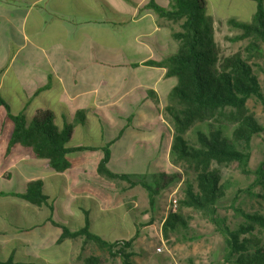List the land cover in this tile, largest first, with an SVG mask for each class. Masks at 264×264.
<instances>
[{"label":"crops","instance_id":"crops-1","mask_svg":"<svg viewBox=\"0 0 264 264\" xmlns=\"http://www.w3.org/2000/svg\"><path fill=\"white\" fill-rule=\"evenodd\" d=\"M9 1L0 0V4L9 6ZM38 1L34 0L31 5L29 1L24 15L0 11V19L8 25L5 31L0 30V97L13 113H23L28 118L39 109L52 110L59 127L73 125V144L93 145L99 149L70 153L68 159L72 166L63 172L52 169L49 160L35 156L30 147L16 144L8 153L14 123L5 106L0 105V191L25 192L30 182L40 180L43 191L50 196L49 201L53 200L54 217L78 227L85 224L88 215L92 221L87 208L90 200L97 205L99 218L115 210L125 212L123 194L116 190L115 183L99 175L97 167L104 156L101 146L112 142L110 163L113 148L128 127L134 129L135 142L142 146L138 148L140 165L131 171L109 167L131 174L136 181L169 171L171 135L161 109L176 78L167 76L165 67L148 65L146 61L161 60L175 53L177 43L164 36L167 31L156 23L158 15L147 9L148 0L137 3L133 0H53L51 7L35 11ZM231 2L207 0L208 12L213 18H228L223 13ZM238 5L242 9L245 6L254 16L256 0H238ZM235 12L231 11L232 15ZM158 32L166 43L155 49L153 37ZM16 34L17 38L21 35L18 42L14 41ZM110 38L120 47L136 52L137 64L145 77L124 96H119L116 103L107 106L99 102V85L107 84L105 79L98 78L88 87H80L78 82L82 73L88 75L89 69L91 73L99 70V56H96L109 47ZM137 45L145 51L141 52ZM102 56L106 59L108 54ZM150 90L156 97L148 94ZM154 98L159 102L155 103ZM122 100L132 102L129 111L120 108ZM80 111L84 112L83 119L78 118ZM135 146L132 143L123 156L130 159ZM51 212L47 204L36 205L14 195L0 196L2 252L8 254L12 245L16 254L27 256L28 264L68 262L66 258L50 261L44 254L58 245L55 239L60 229L50 223ZM135 233L108 238L99 235L115 241L131 238Z\"/></svg>","mask_w":264,"mask_h":264},{"label":"trees","instance_id":"trees-1","mask_svg":"<svg viewBox=\"0 0 264 264\" xmlns=\"http://www.w3.org/2000/svg\"><path fill=\"white\" fill-rule=\"evenodd\" d=\"M256 1L257 9L252 21L228 19L232 27L243 30L238 40L253 38L247 46L246 57L242 52L228 56L219 55L214 18L208 12L207 0H167L165 3L162 0H148L146 4L147 9L154 11L160 18L180 24V29L172 33L177 43V51L161 60L149 59L146 64L165 67L166 75L176 78V84L169 95L170 103L165 106V113L172 117L174 129L170 158L175 164L187 163L194 172L192 176L184 171V199L181 205L199 209L204 213L225 239L226 259L236 264H264V242L253 235L257 227L264 230V215L247 212L235 206L234 202L232 208L244 222L234 227L228 223L218 212V203L226 189L221 182L220 171L212 168V164L238 163L243 174L254 177L253 182L242 191L264 199V192L253 191L256 185H261L264 189V163L254 171L249 167L252 139L264 131V126L247 108V101L252 97L264 105V91L258 71L250 61L253 56H264L260 45V42H264V0ZM148 94L156 97L153 90ZM0 105L5 106L14 123L8 153L16 144L30 147L35 156L48 159L52 169L63 172L71 167L68 159L70 153L99 149L93 145L73 144V125L68 123L62 128L59 127L54 112L50 109H39L32 118H28L23 113H13L10 105L1 97ZM83 114L80 111L78 118L83 119ZM198 122L203 123V126L197 127L196 142L192 143L187 133ZM111 144L112 142H108L101 146L104 156L98 164V173L108 179L126 181L132 187L141 185L147 191L150 206H154L157 189L160 187L157 177L154 180L157 186L155 188L146 178L136 181L129 173L112 170L108 165ZM181 176L177 171L161 173L162 187ZM4 195L18 196L36 205H49L52 210L49 221L60 229L55 244L66 239L82 238L96 243L112 258H119L121 264H135V237L106 240L91 229L89 215H86L85 224L78 227L56 219L53 214V200L49 201L50 196L43 191L42 181L30 182L25 192L0 191V196ZM178 226L186 227L187 223L179 213L171 212L163 223V230L167 232ZM14 248L11 245V251L7 254L2 252L0 245V256H6L0 258V264L30 262L26 255L16 254ZM104 261L92 255L86 257L83 264H102Z\"/></svg>","mask_w":264,"mask_h":264},{"label":"rangeland","instance_id":"rangeland-1","mask_svg":"<svg viewBox=\"0 0 264 264\" xmlns=\"http://www.w3.org/2000/svg\"><path fill=\"white\" fill-rule=\"evenodd\" d=\"M29 1L30 5L31 2H34V0H10L8 2L9 6L0 4V11L2 14L10 12L12 15H24L26 14ZM231 1V6L223 13L226 14L228 18H214L215 40L219 48V55L228 56L235 52H242L246 57L248 55L247 46L253 38H242L238 40L237 38L243 34V30L232 27L228 23V19L234 18L239 21L249 22L252 21L254 16L251 14L250 10L247 11L244 8L245 6L242 9V6L238 5V0ZM54 2L53 0H39L37 2L39 5H34L36 7L35 11L45 10L51 7ZM99 8H102V6L99 5ZM235 10H237V13ZM231 11L236 14L232 15ZM155 17L156 23L160 26L162 25L161 27L163 30L165 29V31H167V34H164V36H168L175 41L172 33L174 30L180 29V24L161 19L159 16ZM7 26V23L0 19V30L5 31ZM20 36L19 34V38H17L16 34L14 41L18 42ZM164 36H162L160 32L155 33L153 37L155 49H159L160 45L166 43ZM110 41L109 47L107 49L104 48V51L98 52L99 55L96 56H99V70L91 73L89 69L88 75L82 73V75L79 76L78 82L80 87H88L90 84L97 82L98 78L105 79L108 83L99 85V102L107 106L116 103L115 101H117L119 96H124L131 87L137 86L145 77V72L141 66L137 64L136 52L134 50L130 52L129 49L120 47L116 40L114 42V40L110 38ZM113 42L115 43L114 45ZM260 45L264 52V42H260ZM137 46L141 52L145 51L144 47ZM173 52H175V48H173ZM106 54H108V56L105 59L102 55ZM250 61L258 71L264 91V56H253V59ZM169 95L166 105L170 103ZM154 102L158 103L159 101L154 98ZM138 104H141V102ZM166 105L162 106L161 113L164 122L168 126L169 135H171L172 138L174 132L172 117L165 113ZM131 107L132 102H128L127 100L121 101L120 108L129 111ZM247 108L255 115L258 122L264 126V105L262 102L252 97L247 101ZM117 110L118 109H116V113L119 114ZM199 126H203V123H196L187 133V137L192 143L196 142L195 133ZM134 132L133 128L128 127V131L122 136V139L115 144L113 148V158L109 163L112 169L118 171H131L134 168L137 169L140 165L138 158H140L139 153L141 150L138 148H142V146L135 142L137 136H134ZM132 143L136 144V148L134 152L131 153V158L128 159L126 156H123V154L127 153ZM168 159V161H170L168 172L162 171L155 176L149 175L146 178L147 182L152 184L155 188H157L154 182L155 177H157L160 184L158 185L160 187L157 189L158 193L155 196V205L152 207L148 201L147 191L142 186L132 187L126 181L108 179L99 174L105 179L115 183L116 190L123 194L121 198H123L125 212L122 213V211L119 212L115 210L103 214V216L99 218L97 216L98 207L90 200L87 208L90 209L92 221H89V226L92 230L107 238L124 236L128 233L136 232L135 235L132 236L135 237L133 242V247L136 252L133 257L135 264H174V260H176L177 264H236L226 259L225 239L204 213L199 209L181 205V201L184 199V171H188L190 175L194 176L193 169L187 163H172L170 152ZM262 163H264V131L255 135L252 139L249 167L254 171ZM212 168H217L220 171L222 176L221 182L226 189L225 195L218 203V212L221 216L226 218L228 223H231L234 227L244 222V219L238 217L235 210L232 208L234 202L235 206L241 207L247 212H259L264 215V199L248 194L244 190L242 191V189L253 182L254 177L243 174L240 166L236 162L223 165L213 163ZM176 171L182 176L175 179L169 185L162 187L163 181L160 179V174L163 172L169 174ZM132 178L137 179L136 177ZM253 191L259 193L264 192V189L261 185H256ZM61 197L60 189H58V198L60 199ZM116 198L115 204L119 203L118 196H116ZM174 199H176V206L173 205ZM171 212H176L183 216L187 226H178L174 230L165 232L163 230V223ZM110 226H112V229H109ZM253 235L261 238L264 242V230L262 228L257 227ZM128 239L130 238L128 237ZM159 248H162V250L159 251ZM44 254L50 261L56 262L62 258H66L70 264H83L84 259L92 255L105 260L102 264H121L119 258H112L107 251L100 248L96 243L82 238L74 240L67 239V242L52 247L50 250L45 251ZM1 257L4 258L6 256H0V258Z\"/></svg>","mask_w":264,"mask_h":264},{"label":"built area","instance_id":"built-area-1","mask_svg":"<svg viewBox=\"0 0 264 264\" xmlns=\"http://www.w3.org/2000/svg\"><path fill=\"white\" fill-rule=\"evenodd\" d=\"M173 205L176 206V199H174V204ZM161 250H162V248H159V251H161ZM173 262H174V264H177L176 260H174Z\"/></svg>","mask_w":264,"mask_h":264}]
</instances>
